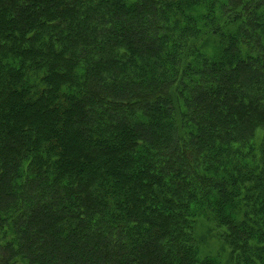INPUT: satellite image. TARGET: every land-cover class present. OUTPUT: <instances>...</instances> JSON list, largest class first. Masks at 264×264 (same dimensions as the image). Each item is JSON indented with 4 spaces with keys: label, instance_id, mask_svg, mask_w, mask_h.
<instances>
[{
    "label": "trees",
    "instance_id": "trees-1",
    "mask_svg": "<svg viewBox=\"0 0 264 264\" xmlns=\"http://www.w3.org/2000/svg\"><path fill=\"white\" fill-rule=\"evenodd\" d=\"M0 264H264V0H0Z\"/></svg>",
    "mask_w": 264,
    "mask_h": 264
},
{
    "label": "rangeland",
    "instance_id": "rangeland-1",
    "mask_svg": "<svg viewBox=\"0 0 264 264\" xmlns=\"http://www.w3.org/2000/svg\"><path fill=\"white\" fill-rule=\"evenodd\" d=\"M218 235L219 230L204 221H198L194 225L193 238L201 256H218L225 263L230 255L227 250H222Z\"/></svg>",
    "mask_w": 264,
    "mask_h": 264
}]
</instances>
